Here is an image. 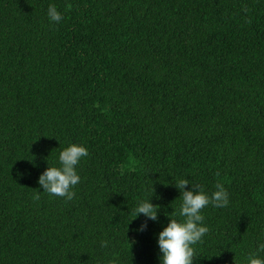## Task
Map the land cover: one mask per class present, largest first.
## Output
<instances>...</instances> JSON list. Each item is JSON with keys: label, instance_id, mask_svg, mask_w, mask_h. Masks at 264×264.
<instances>
[{"label": "trees", "instance_id": "16d2710c", "mask_svg": "<svg viewBox=\"0 0 264 264\" xmlns=\"http://www.w3.org/2000/svg\"><path fill=\"white\" fill-rule=\"evenodd\" d=\"M72 143L89 152L74 198L42 192ZM180 179L229 193L202 209L194 264H247L264 241V0H0V264H160ZM150 197L158 219L135 231Z\"/></svg>", "mask_w": 264, "mask_h": 264}, {"label": "clouds", "instance_id": "9594fccd", "mask_svg": "<svg viewBox=\"0 0 264 264\" xmlns=\"http://www.w3.org/2000/svg\"><path fill=\"white\" fill-rule=\"evenodd\" d=\"M47 16L50 21L56 23L63 19L61 12L51 4L48 6ZM88 155V149L83 144L72 143L64 148L59 153V166H48L38 177L42 192L72 200L75 196L73 189L81 180L77 165L83 157ZM188 184L189 181L185 179L175 183L182 197L178 211V216L182 219L169 216L167 225L157 234L160 264H194V257L197 255L193 246L200 242L209 230L204 223L202 209L209 204L216 208H223L229 203V193L223 184L218 183L216 190L210 196L198 185H193V188L189 189ZM151 197L141 200L135 209V218L140 215L145 217V221L135 231H146L147 222L158 219L159 208L152 203ZM39 198L37 193L34 199ZM107 246V240L101 242V247ZM262 253H264V241L258 243L255 252L248 254L247 264H264Z\"/></svg>", "mask_w": 264, "mask_h": 264}]
</instances>
